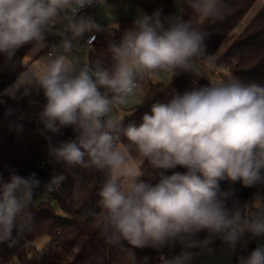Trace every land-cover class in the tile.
Listing matches in <instances>:
<instances>
[{
  "label": "clouds",
  "instance_id": "clouds-1",
  "mask_svg": "<svg viewBox=\"0 0 264 264\" xmlns=\"http://www.w3.org/2000/svg\"><path fill=\"white\" fill-rule=\"evenodd\" d=\"M186 2L195 17L213 22L230 12L225 0ZM97 3L0 0V55L12 61L22 47L39 49L50 34L60 37L42 68L16 87L25 97L42 93V104L29 100L41 135L73 129L74 139L49 142L52 162L105 174L99 211L93 213L105 242L124 249L131 264H150L147 256L137 258L135 248L155 249L160 264H195L199 255L214 251L217 240L234 252L246 234L264 236V207L229 204L233 193L220 187L223 180L264 184V83L231 78L182 94L173 90L166 101L152 103L139 123L125 124L115 112L138 95L141 83L157 74L191 71L206 53L207 35L193 19L155 9L108 45L109 64H80L68 54L74 39L97 27L83 15ZM142 163L151 170L149 180ZM65 179L54 174L44 187L54 191ZM38 187L34 173L12 172L8 180L0 173V244L12 246L14 233L30 227ZM177 244L179 253L163 254ZM239 264H264V245L239 257Z\"/></svg>",
  "mask_w": 264,
  "mask_h": 264
},
{
  "label": "trees",
  "instance_id": "trees-1",
  "mask_svg": "<svg viewBox=\"0 0 264 264\" xmlns=\"http://www.w3.org/2000/svg\"><path fill=\"white\" fill-rule=\"evenodd\" d=\"M139 1L149 15L155 9H161L164 16L180 15L184 19H193L207 35L206 53L196 61V63H205L226 42L259 0H225L230 12L222 20L215 22L195 17L186 0H183L181 10L177 9L175 0ZM131 26H133L132 20L121 18L116 24L114 34H95L96 38L89 52V63L101 60L109 64L111 54L108 45L113 40L119 41ZM30 48V45L22 47L12 61H7L0 55V173L5 180L9 179L12 172L22 177L34 173L40 181V187L36 189L31 209L33 221L30 227L22 233H14L15 243L12 246L8 243L0 244V264H11L14 260L20 264H64L96 219L93 213L99 211L98 193L106 176L99 171L67 169L62 163L51 161L48 155L49 142L57 144L74 139L75 134L73 129L68 127L62 129L59 134L41 135L42 125L36 122L34 116L30 118V113H34L36 109L29 107V100H37L42 104L44 102L42 93L39 95L33 93L25 97L21 95L22 88H19L14 95L4 93L27 69L24 59ZM217 64L227 67L231 71V78L264 83V3ZM196 76L197 72L193 67L187 73H177L176 76H172L169 83L145 79L141 84L148 82L150 86L144 99L123 122L139 123L142 115L150 111L152 103L166 101L173 90L181 94L186 92ZM207 85L210 83L202 80L197 87ZM45 136H48L50 141L46 140ZM141 167L146 172L144 179H151L152 173L148 165L142 163ZM175 171L185 170L177 167ZM54 174H64L66 179L56 190L49 191L44 184ZM166 174L170 175L171 171ZM151 182L156 181L151 180ZM220 187L233 193L229 204L233 201L240 204L248 203L251 209L258 194L264 192V184L244 187L239 181L223 180L220 182ZM38 196H43V201L40 203L37 202ZM56 206L64 215L57 212ZM205 235L204 232L199 234L201 238ZM42 237H49L50 241L39 256H30V252L35 248L34 242ZM124 244L125 247H131L127 242ZM217 246L227 247L219 240L213 245V247ZM254 248H256L255 243L251 245L250 253ZM133 251L138 259L147 256L150 258V264H160L161 253L155 249L135 248ZM180 251L181 247L177 244L172 249H164L163 254L173 255ZM233 254L238 264L239 257L247 256L243 239ZM70 264H131V261L124 249L108 245L97 227L89 234Z\"/></svg>",
  "mask_w": 264,
  "mask_h": 264
},
{
  "label": "rangeland",
  "instance_id": "rangeland-1",
  "mask_svg": "<svg viewBox=\"0 0 264 264\" xmlns=\"http://www.w3.org/2000/svg\"><path fill=\"white\" fill-rule=\"evenodd\" d=\"M132 1H136L137 4H133ZM176 7L178 10L182 9L183 6V0H175ZM263 3V0H259L258 4L255 6L254 9H252L246 17L240 22V24L235 28V30L232 32V34L229 36V38L226 40V42L219 48V50L210 58L206 60L205 63H195L194 67L197 72L196 79L194 82L188 87L186 91H190L198 86V84L202 80H207L210 85L216 84L221 81H225L228 79H231V71L225 67V66H218L217 62L220 59V57L226 52L228 47L231 45V43L237 39L239 34L243 31L245 26L250 21V16L254 13V11L257 10L258 6ZM146 13L143 7L141 6L139 0H98V3L96 6L85 10L83 12V15L89 17L92 19V21L95 22L97 27L92 28L90 31H87L83 34V36L76 38L73 40V51L75 52L74 55L80 57L81 55L84 56V61L86 57L88 56L90 52V47L85 43L84 37L88 33L92 32H100L106 33V34H114L115 27H116V20H119L121 18L129 19L134 22V20ZM202 19H204L202 17ZM134 26V25H133ZM131 26L127 29L130 30L133 28ZM63 27V24L57 25V30L61 29ZM126 31V32H127ZM57 37L55 45L58 46L60 37L55 35ZM47 53V50L43 51V55ZM88 62V61H87ZM171 74H157L152 76L150 79L153 82H160V83H169L172 80ZM149 83L145 82L141 87L145 89H149ZM147 92V91H146ZM146 92L142 95V99H144ZM43 201V196H38L37 202L40 203ZM57 212L61 215H64L62 210H60L56 206ZM97 220L95 219L94 223L90 226L89 230L86 232V234L81 238L80 242L72 252L71 256L64 262V264H70L72 260L75 258L77 253L80 251L81 247L87 240L89 234L93 232L97 228ZM50 241L49 237H42L34 242L35 248L30 252V256H39L43 252V249L45 248V245ZM11 264H20L17 260H14Z\"/></svg>",
  "mask_w": 264,
  "mask_h": 264
},
{
  "label": "crops",
  "instance_id": "crops-1",
  "mask_svg": "<svg viewBox=\"0 0 264 264\" xmlns=\"http://www.w3.org/2000/svg\"><path fill=\"white\" fill-rule=\"evenodd\" d=\"M132 2L134 5L137 4L136 1H132ZM258 2L256 3V5L258 4ZM263 3H264V0H263ZM263 3L261 5H259L257 10L254 11V13L250 16V21L254 17V15L258 12V10L261 8ZM255 6L252 9H254ZM117 22H118V20L115 21L116 24H117ZM115 29H116V27H115ZM94 34H101V33L100 32H92V33L86 34L84 37V41L90 47V50H91L92 46L88 43V39ZM109 35H112V34H109ZM56 40H57L56 36H55L54 42H52L49 38H47L45 45L40 47L39 49L34 50V49H32V47L30 48V50L28 51V53L24 59V63L27 65V69L18 77L16 82L24 79L25 75L28 74L30 71H34V70L38 71L40 68H42L43 63H44L48 53L52 50V46L55 45ZM44 50H47V53L45 55L42 54ZM74 54H75V52L72 50L68 55L71 59L79 62L80 64L89 63V54L86 57L85 61H84L83 55H81L80 57L77 58V56ZM16 82H14L12 85H10L5 90L4 93L6 95H14L18 91L19 88L16 87ZM142 85L143 84H141V86ZM146 91H147V89L140 87L138 95L129 98L127 105L119 108L115 112V116L119 119L124 120L127 116L131 115L133 113L134 109L142 102V100H143L142 95ZM261 207H264V192L263 191H261L258 194V198H257L256 202L254 203L252 210H255V209L261 208ZM243 241H244V248H245L247 256H248L250 253L251 245L253 243H255V247H257L258 245H264V236L258 237V238H250L246 234L245 237L243 238ZM213 248H214V251L212 253L199 255L195 260V264H238L236 262V259L234 257L233 252H229L227 250V247L217 246V247H213Z\"/></svg>",
  "mask_w": 264,
  "mask_h": 264
},
{
  "label": "built area",
  "instance_id": "built-area-1",
  "mask_svg": "<svg viewBox=\"0 0 264 264\" xmlns=\"http://www.w3.org/2000/svg\"><path fill=\"white\" fill-rule=\"evenodd\" d=\"M90 8H92V7L86 8L85 10H88V9H90ZM85 10H84V11H85ZM95 38H96V35L94 34V35H92V36L88 39V43H89L91 46H92V44H93ZM49 39H50L52 42H54V41H55V34H50Z\"/></svg>",
  "mask_w": 264,
  "mask_h": 264
}]
</instances>
